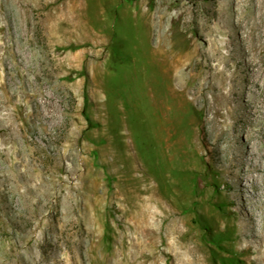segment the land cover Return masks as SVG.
<instances>
[{"label": "rangeland", "instance_id": "rangeland-1", "mask_svg": "<svg viewBox=\"0 0 264 264\" xmlns=\"http://www.w3.org/2000/svg\"><path fill=\"white\" fill-rule=\"evenodd\" d=\"M0 12V264H246L236 222L264 228V0ZM245 168L259 182L242 188Z\"/></svg>", "mask_w": 264, "mask_h": 264}, {"label": "bare ground", "instance_id": "bare-ground-1", "mask_svg": "<svg viewBox=\"0 0 264 264\" xmlns=\"http://www.w3.org/2000/svg\"><path fill=\"white\" fill-rule=\"evenodd\" d=\"M22 1V0H21ZM1 13V12H0ZM1 32V31H0ZM27 32V31H26ZM5 34V33H4ZM26 34V33H25ZM5 36V35H4ZM12 36V35H11ZM7 37V36H6ZM6 39V38H5ZM7 42V41H6ZM7 44V43H6ZM10 44V43H9ZM12 45V44H11ZM3 46H5V45H3ZM9 47H13V46H9ZM3 49H5V48H3ZM153 49V48H152ZM14 50V49H13ZM5 51V50H4ZM7 51H8V49H7ZM0 52H1V46H0ZM9 52V51H8ZM13 52V51H12ZM161 52H163V51H161ZM12 54V53H11ZM216 54H217V52H216ZM15 55V54H14ZM163 55V54H162ZM197 55V54H196ZM201 55V54H200ZM2 57L3 56H1V54H0V63L2 62ZM6 58V57H5ZM33 61V60H32ZM167 61V60H166ZM250 61V60H249ZM27 62V61H26ZM25 62V63H26ZM165 62V61H164ZM173 64V63H172ZM165 65V64H164ZM167 65V64H166ZM174 66V65H173ZM181 66V65H180ZM23 67V66H22ZM158 67H159V64H158ZM160 67H161V65H160ZM162 67H164V66H162ZM171 67V66H170ZM169 67V68H170ZM169 68L167 69V70H169ZM175 69V68H174ZM172 70V69H171ZM177 70V69H176ZM180 70H178V72H179ZM182 71V70H181ZM221 71V70H220ZM222 71H223V69H222ZM27 72H30L29 70L27 71ZM185 74V73H184ZM199 74V73H198ZM207 74V73H206ZM215 74V73H214ZM217 74V73H216ZM167 75H168V73H167ZM186 75V74H185ZM209 75V74H208ZM236 75V74H235ZM206 76V75H205ZM169 77H170V75H169ZM184 77V76H183ZM208 77V76H207ZM25 78V77H24ZM173 78V77H172ZM27 79V78H26ZM29 80V79H28ZM213 80V79H212ZM218 84V83H217ZM17 85V84H16ZM28 85V84H27ZM48 86V85H47ZM28 87V86H27ZM38 87V86H37ZM16 88V87H15ZM39 91V90H38ZM196 92V91H195ZM35 93V92H34ZM13 96V95H12ZM229 97V96H228ZM20 98V97H19ZM24 99V98H23ZM28 100V99H27ZM234 100V99H233ZM51 102V101H50ZM211 103H212V101H211ZM234 103V102H233ZM15 105H17V104H15ZM0 107H1V105H0ZM13 109V108H12ZM3 110H5V109H3ZM27 110V109H26ZM38 111V110H37ZM21 114V113H20ZM5 115V114H4ZM216 117V116H215ZM52 118V117H51ZM217 118V117H216ZM215 118V119H216ZM226 118V117H225ZM218 122V121H217ZM219 124V123H218ZM2 125H4V124H2ZM220 127V126H219ZM221 128V127H220ZM4 130V129H3ZM26 130V129H25ZM12 132V131H11ZM218 132V131H217ZM249 134V133H248ZM19 143V142H18ZM247 143H249V141L247 142ZM158 146V145H157ZM233 146V145H232ZM18 150V149H17ZM237 148H235V150H233V154H234V156L236 155V153H238L237 152ZM229 154H230V152H229ZM234 156H233V158H234ZM33 159V158H32ZM31 159V160H32ZM233 160V159H232ZM235 162V161H234ZM18 164V163H17ZM56 164V163H55ZM238 165L235 163H233L232 165H231V168L233 169L234 167H237ZM12 168V167H11ZM18 167H16V169H17ZM28 168V167H27ZM259 168H260V170H261V175H262V173H263V175H264V165H261V167L259 166ZM9 169V168H8ZM33 169V168H32ZM37 169V168H36ZM58 169V168H57ZM11 170V169H10ZM254 171V170H253ZM7 172V171H6ZM257 172V171H256ZM4 173V172H3ZM9 173V172H8ZM15 173V172H14ZM25 173H26V171H25ZM45 173V172H44ZM6 174V173H5ZM27 174H29L28 172H27ZM26 174V175H27ZM4 175V174H3ZM16 175V174H15ZM18 176H19V173L17 174ZM16 175V176H17ZM25 174H23V176H24ZM261 175H259V176H261ZM263 175H262V177H263ZM5 176V175H4ZM16 176H14V177H16ZM12 177V176H11ZM21 177V176H20ZM27 177H29L28 175L26 176V178ZM25 178V179H26ZM52 178V177H51ZM259 177L258 176H254L253 174H252V172H251V169H247V168H245V169H243V170H241V172L240 173H237V174H235V179H234V183L236 184V185H238V186H241L242 188H244V185H243V182L244 181H250L251 182V180H253V183L254 182H256V183H258L259 182V179H258ZM12 179V178H11ZM21 179V178H20ZM29 180H30V178H28ZM28 179H27V181H28ZM15 180V179H14ZM255 183V184H256ZM13 184V183H12ZM16 184H18V183H16ZM30 184V183H29ZM246 184V183H245ZM28 186V185H27ZM14 188V187H13ZM25 188H27V187H25ZM148 188V187H147ZM150 191V190H149ZM48 192V191H47ZM239 193H241L240 191H239ZM259 193V192H258ZM18 194V193H17ZM261 195L264 197V190H263V192H261ZM233 198V197H232ZM260 199V198H259ZM159 202V201H158ZM165 206H166V204H165ZM246 206H247V204L245 203V204H243V205H241L240 207H237L239 210H244L245 209V211H246ZM170 207H172V206H170ZM167 208V207H166ZM264 208V207H263ZM158 209H159V207H158ZM162 211V210H161ZM263 211V210H262ZM151 213V212H150ZM154 213H155V211H154ZM168 214H167V217H170L171 216V214H169L170 212H167ZM173 213H174V211H173ZM156 214V213H155ZM164 214V213H163ZM262 214V213H261ZM154 215V214H153ZM162 216V215H161ZM164 216V215H163ZM247 216V218H239L238 220H237V222H236V226L238 227V236L240 235V240H241V245H242V248L241 249H237V252L238 253H241V254H244V256L242 257V261L243 262H245L246 264H264V228H263V231L262 232H259V231H257L256 229H255V226H254V224H253V216H252V214H250V213H248V212H245V217ZM262 216V215H261ZM166 217V216H165ZM172 217V216H171ZM263 217V216H262ZM166 219V218H165ZM144 220V219H143ZM264 221V220H263ZM171 222H172V220H171ZM179 223V222H178ZM232 223V222H231ZM235 223V222H234ZM261 223H263V222H261ZM173 224V223H172ZM174 225V224H173ZM235 225V224H234ZM147 226V225H146ZM178 226V225H177ZM169 227H171V226H169ZM229 227V226H228ZM264 227V226H263ZM180 232V231H179ZM173 235V234H172ZM195 238V237H194ZM239 240V239H238ZM237 243V242H236ZM189 246H191V245H189ZM240 246V245H239ZM187 248V247H186ZM192 248V247H191ZM194 249V248H193ZM196 249V248H195ZM165 250V249H164ZM176 250V249H175ZM177 251V250H176ZM185 251H186V249H185ZM236 251V250H235ZM172 252V251H171ZM179 253V252H178ZM165 254V253H164ZM174 255H175V253H174ZM191 255V254H190ZM166 256V255H165ZM187 260V259H186ZM197 260V259H196ZM177 262V261H176ZM197 262V261H196ZM186 264V263H185ZM191 264V263H190Z\"/></svg>", "mask_w": 264, "mask_h": 264}, {"label": "trees", "instance_id": "trees-1", "mask_svg": "<svg viewBox=\"0 0 264 264\" xmlns=\"http://www.w3.org/2000/svg\"><path fill=\"white\" fill-rule=\"evenodd\" d=\"M85 99L87 100V96L85 97ZM86 113V112H85ZM85 118H86V120L89 122V123H91V119H90V117L87 115V114H85Z\"/></svg>", "mask_w": 264, "mask_h": 264}]
</instances>
